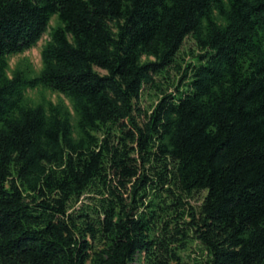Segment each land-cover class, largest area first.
<instances>
[{"label":"trees","instance_id":"trees-1","mask_svg":"<svg viewBox=\"0 0 264 264\" xmlns=\"http://www.w3.org/2000/svg\"><path fill=\"white\" fill-rule=\"evenodd\" d=\"M0 264H264V0H0Z\"/></svg>","mask_w":264,"mask_h":264},{"label":"rangeland","instance_id":"rangeland-1","mask_svg":"<svg viewBox=\"0 0 264 264\" xmlns=\"http://www.w3.org/2000/svg\"><path fill=\"white\" fill-rule=\"evenodd\" d=\"M57 24H58L57 17H54L51 21L50 29L57 26ZM48 40H49V35L46 34L35 48L23 54L10 57L9 58L10 68L8 71V75L12 76L13 72L16 69H22L26 72H29L31 77L37 76L43 68L42 51ZM198 52L199 50L196 46L195 41L191 37H189L186 39L184 46L181 49V52L178 57V62L180 64H183V66H185L186 63H189L194 60V56ZM99 72L104 73L101 70H99ZM166 76H168L167 79H157V81L163 86H168L169 83H173V82L177 84L180 74L177 72L176 69L171 68ZM172 91L173 88L172 90H170V92ZM157 100L158 97L154 90L146 91L141 99V107L143 109L151 108V106ZM25 102L28 106H37L40 104L46 107L49 104L63 105L70 111L72 115L73 125L74 126L76 125V114L73 109V104L71 100L68 99L63 94L54 92L48 88H43V87H39L37 89H28L25 92ZM192 250L193 252L195 251L197 252L199 250L198 245L194 244ZM189 254H191L192 256L194 255V253H191L189 251L186 252L184 255L188 256Z\"/></svg>","mask_w":264,"mask_h":264}]
</instances>
